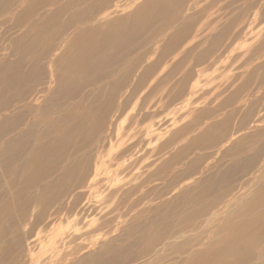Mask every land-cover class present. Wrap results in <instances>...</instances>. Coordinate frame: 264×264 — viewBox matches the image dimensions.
<instances>
[{"label":"rangeland","instance_id":"obj_1","mask_svg":"<svg viewBox=\"0 0 264 264\" xmlns=\"http://www.w3.org/2000/svg\"><path fill=\"white\" fill-rule=\"evenodd\" d=\"M52 1L50 0L48 4ZM70 1L55 0L51 3L59 2V5L54 8L67 5L63 9L65 13L60 15L67 21L71 20L65 23L68 25L66 29L71 30L73 25L81 22L89 27L87 29L97 27L107 14L106 12L97 13L95 18L88 20L92 18V14L86 13L88 18H84L79 13H72L75 5L68 7ZM88 1L79 4L77 9L79 11L87 9L94 3L92 0ZM95 1L97 3V0ZM143 1L145 0H113L111 10H117L118 13L114 15L123 16L130 21L134 17L130 12H133L132 10ZM249 1H252L250 2L252 4L247 11L243 7ZM168 2L169 0L150 2L148 8L154 15L152 17L156 18L152 24L158 23V27L154 29L156 35L151 38L160 40L161 45L169 40V37H175L177 39L174 38L175 46L173 45L172 48L176 49L161 62L153 74L143 79L145 67L159 56L160 48L156 51V45L152 44L150 50L154 49L156 53H150V61L147 55H144L136 71L130 76L126 75L127 82L116 93L117 96L113 97L110 107H114L109 111L108 116L102 117L99 126H93L92 122L88 123L95 128L91 130V136L86 142L82 141L84 136L82 139L74 138L69 142L68 152L63 157L65 159L57 157L53 163L51 171L54 172L57 169V173L45 182L39 181L38 187L28 189L29 197L35 196V201L27 205V217L24 218L27 221H21V218L15 222L22 224L18 229L20 234L29 238L24 243L26 251L35 246L39 247L41 242L46 246L47 238H50L51 234L57 235V244L67 233V227L72 228L71 232H73L77 224H80V228H84L86 224L98 219L104 223L103 230L101 229L103 234L109 233L104 239H111L126 229L135 215L140 217L139 221H153V215L155 216L161 210L169 212L175 200L183 202L179 204L181 208L179 207L178 218L173 217L168 220L173 223L172 225L176 222L186 225V222L192 218L189 213L199 210L203 204L209 205L210 210L215 209L214 207L220 210L229 207L230 203H234V200L238 198H244L243 201L246 202L254 196V199L258 201L255 200L256 206L264 207V190H262L264 182V77L262 75L264 71L261 74L260 70L256 77L253 76L255 79L243 87L239 80L242 75L248 74V71L264 66V50L260 55L252 58L251 62L244 64L247 60L245 58L258 52V45L264 41V0H170L169 4ZM134 3L136 5L131 7ZM194 3L195 6H193ZM11 5L13 6V3ZM114 5H118V8L113 7ZM25 6L26 1L19 0L10 11L2 13L4 18H1L0 22H8L5 28H10L15 23L14 17H17ZM41 8L46 9L38 13ZM54 8H50L43 0L42 6L35 9L33 13L27 14L19 23L20 27L25 25L22 31L33 29L29 22L34 15V18L38 16L39 21L47 10L49 13V10ZM227 19H229L228 25H223ZM215 23H218L219 29L213 32ZM226 26L227 29L224 30ZM56 28L52 35L47 33L49 38L43 41L44 43L38 48L39 51H36L34 58L36 63L50 62L57 48H60L63 38L62 27L58 24ZM222 30L225 32H221ZM210 32L219 38L215 56L211 59L202 57L201 60L190 58L191 54L195 57L198 50L202 51L214 45ZM150 33L153 34V31ZM162 33L166 34L163 40H161ZM16 34L6 33V38L3 37L0 40V55L3 54V50H7L12 45L14 38H17L15 36H18ZM33 35L30 34V36ZM182 48H186V53L184 52L182 57H176L178 51L183 50ZM53 49L56 51L48 58V54ZM11 52L9 50V53ZM65 53H67L66 56ZM64 54H62L63 60L69 58V49L66 48ZM123 70L117 75L108 76L96 87H94L95 84L90 85L73 103L84 104L86 107L93 102L100 103L107 98L113 86L124 75ZM47 82L44 88H47ZM238 86L242 88L234 97L236 104L231 107L229 103L232 102L229 101L233 99ZM47 91L44 95L48 94ZM255 103L257 107L250 111V105ZM4 105L6 102L0 100V107ZM69 105H71L70 102ZM15 110V108L10 110L7 115ZM28 120L30 125L33 117ZM79 143H82V146L78 147ZM87 146L89 149H86ZM250 158L254 160H249ZM247 160L250 161L249 164H246ZM241 162L243 165L240 166V170L242 169L243 174L232 186L210 187L213 181L214 183L218 181L227 168ZM69 165L72 168L71 171L67 170ZM51 174L52 172L48 173L46 178ZM83 177L86 178L82 181ZM62 179L70 181L65 187L68 188V192L63 200H58L53 205L40 204L39 201L42 199L39 195L42 190ZM17 184L19 187L21 182ZM134 189L135 192L132 193ZM208 189L214 192L206 195ZM194 199L197 200L194 201ZM74 200L77 207L73 209L71 202ZM243 201H239L238 207L244 203ZM189 206L190 209H188ZM36 210L38 212L34 218ZM138 212L143 213L137 214ZM37 218L42 220L35 224ZM202 221L204 222V219H198L191 228H198ZM130 223H134V220ZM191 223L185 227L190 228ZM15 231L17 230L12 228L3 241H11L16 235ZM155 236L160 238L158 230L151 229L143 243V251L148 249L151 242H156ZM130 238L127 239L126 244L132 240ZM102 242L103 239L96 246L89 243L88 249L83 253L94 251ZM143 251L140 252L141 257L145 256ZM40 252L38 251V254ZM149 252L151 251L145 254L148 255ZM12 259H17L18 262L22 260V264H30L29 251L21 259H18V252H16ZM149 259L151 256L145 260ZM44 261L45 259H40V262Z\"/></svg>","mask_w":264,"mask_h":264},{"label":"bare ground","instance_id":"obj_2","mask_svg":"<svg viewBox=\"0 0 264 264\" xmlns=\"http://www.w3.org/2000/svg\"><path fill=\"white\" fill-rule=\"evenodd\" d=\"M49 1L45 0L50 8L59 5V2L51 4L55 0L48 4ZM86 1L71 0L68 7L75 5L72 13H79L84 18H88L87 14L91 13L92 18H88V20L95 18L98 15L97 13L106 12V16L98 23L97 27L90 29H87L89 27H86L87 25L82 22L73 25L71 30L66 29L68 25H64L60 48L55 47V49H58V53L56 54L57 51L53 49L47 57H51L53 52L56 51L55 55L50 62H45V64H42L44 61L39 63L34 61L36 51H39L38 48L44 43L43 41L49 38L47 33L52 35L53 31L57 30L56 26L62 19L60 15L65 13L63 9L67 6L66 4L60 8L49 10L50 16H48L47 10L39 19L40 22L37 19L38 16L33 18L35 21L30 18L29 25L32 24L37 32L29 38L27 35L28 30L22 31L25 25L20 27L19 23L27 14L32 13L40 4H43V0H27L24 10L21 9L23 13H18L17 17H14L15 23L10 28H5L8 24L7 21L0 22V40L5 37L6 33H12L13 35L17 33L16 35H18L15 36L17 38H14L12 45L7 50H3V54L0 55V100L6 102V105L0 107V264H22V260L18 262L17 259L12 258L18 252V259H21L22 256H26L28 251L30 264H264V207L258 208L256 206L258 201L254 199V196L246 202L243 201L244 198H238L234 200V203H230L229 207L220 210H216V207L210 210L209 205H204V202H197L204 206L202 205L199 210L189 213L192 218L186 223L189 225L192 221L190 228L185 227L187 226L185 223L176 222L175 225H172L173 223L168 221L173 217L178 218L180 213L179 204L183 201L175 200L172 203L173 205L171 204L172 209L169 212L161 210L155 216L153 215V221H139L140 217L135 215L130 220H134V223L129 221L126 229L111 239H104L109 233L103 234L102 225L104 226V223L100 222L101 219H98L86 224L84 228H80V224H77L73 232H71L72 228L68 229L67 227V233L62 241L57 244V235L51 234L50 238H47L48 244L46 246L41 242L39 247L35 246L28 251L24 249V243L29 238L20 234L18 229L22 224L19 225L15 222L21 218V221L26 220L24 218L28 212L27 205L35 201V196L29 197V190L38 187L39 181L43 180L45 182L57 173L56 168L54 172L51 171L53 163L57 157L63 158L66 156L69 142L74 138L75 140L76 138L82 139L83 136L82 141L86 142L87 138L91 136V130L95 128L93 126H99L102 117L106 118L108 116L107 114L114 107H110L113 97L117 96L116 93L127 82L128 77L126 75L130 76L136 71V68L144 59V55H147L150 61V53H156L154 49L150 50L152 44L156 45V48L154 47L156 51L160 48L159 56L145 67L142 74L143 79L153 74L156 68L161 65V62L176 49L172 48L175 39H177L175 37V39L169 37V40L161 45L160 40L151 38L156 35L154 29L158 27V23L152 24L156 18L152 17L154 15L148 8L153 0H145L136 6L132 10L133 12H130L134 16L130 21L124 19L123 16L114 15L118 11L111 10L113 0H97V3L92 0L94 3L89 5L87 9L79 11L77 7ZM250 2L252 1H249L243 7L247 11H249L252 4ZM11 3L14 6L16 0H0V19L4 18L2 13H7L13 7ZM131 5V7H134L136 3ZM193 6H195V3ZM113 7L118 8V5ZM44 9L46 8H41L38 13ZM156 13H159V11H156ZM122 19L124 21H121ZM228 21L229 19L223 25H228ZM42 22H44L45 27H40ZM215 25H213V32L219 29L218 23H215ZM226 29L227 26L224 27V30ZM152 31L153 34L150 33ZM221 32L224 33L225 31L222 30ZM212 34L210 32L214 45L208 46L210 48L202 51L200 49L198 53L194 52V54L196 53L195 57L191 54L190 58L201 60L202 57L211 59L215 56L214 52L218 47L217 40L219 38ZM161 35V40H163L166 34L162 33ZM209 39L205 40L208 41ZM69 42L71 43L69 44ZM66 48L69 49V58L63 60L62 54H64ZM182 49L178 51L176 57H182L183 53H186V48ZM9 50L12 52L9 53ZM257 50L258 52H255L254 55L245 58L247 60L244 64L251 62L252 58L262 53L264 41H261ZM64 55L66 56L67 53ZM258 68L261 67L258 66ZM113 70L114 73H112ZM122 70L124 75L113 86L112 92L106 96V99L96 104L93 102L87 107L84 104L73 103L90 85L95 84L94 87H96L108 76L117 75ZM259 71L260 69L254 68L248 71V74L242 75L239 79L242 87L253 81L255 79L253 76L256 77ZM46 81H48V86L44 88ZM242 87L238 86V91L235 90L234 100L229 101L232 102L229 105L236 104L234 97L240 93ZM46 91L48 94L44 95ZM69 102L71 105L68 106ZM256 107V103L251 104L249 110L253 111ZM14 108L16 109L15 112L7 115ZM30 117H33V120L29 125L28 119ZM90 122L94 125L91 123L93 126H89L88 123ZM22 127L25 128V131L24 128L21 129ZM19 129L21 130L16 133ZM79 144L78 147L82 146V143ZM86 149H89V146ZM251 160L254 159L251 158ZM83 168H85L84 165ZM70 169L72 168L69 165L67 170ZM50 172L52 174L46 178ZM77 173H79L78 170ZM84 178L86 177H83L82 181ZM8 179L11 180L8 181ZM77 179L79 180V178ZM20 182L21 184L18 187L17 183ZM68 182L70 181L62 179L45 187L39 195L42 199L39 203L53 205L58 200H63L68 192V188H65L68 186ZM262 188L264 190V182ZM131 192H135V189ZM199 193L202 192L199 191ZM206 195L210 194L206 193ZM239 201L244 202L240 207H238ZM74 202L76 200L71 202L72 208L76 206ZM20 204L21 206H18ZM188 204L190 205L189 201ZM188 209H190V206ZM183 210L187 209L183 208ZM158 211L160 210L158 209ZM37 212V210L34 211V218ZM140 213L143 212L137 214ZM198 219H204V222L202 221L199 226L196 224L198 226L197 230L191 228ZM41 220L42 218H37L34 223H40ZM12 228L17 230L15 231L16 235L11 241H3L8 237ZM151 229L158 230L160 238L155 236L156 242H151L148 249L143 251V243ZM163 235L168 236L164 238ZM128 238L132 240L126 244ZM101 239H103V242L98 246L99 248L90 253H83L88 249L89 243L96 246ZM261 248L262 250H260ZM259 250L260 252L256 254ZM38 251H41L40 254H38ZM142 251L145 255L143 257L140 255ZM147 251L151 252L146 255L145 252ZM172 254L178 256L173 257ZM149 256H151V259L145 260ZM53 257L56 259L54 260ZM42 258L45 259L43 263L40 262ZM10 260L11 262H9Z\"/></svg>","mask_w":264,"mask_h":264},{"label":"crops","instance_id":"obj_3","mask_svg":"<svg viewBox=\"0 0 264 264\" xmlns=\"http://www.w3.org/2000/svg\"><path fill=\"white\" fill-rule=\"evenodd\" d=\"M17 1H19V0H16V2ZM20 1H23V0H20ZM25 1H27V0H25ZM40 6H42V4H40ZM62 6V5H61ZM60 6V7H61ZM60 7H58V8H60ZM57 9V8H56ZM35 11V10H34ZM33 11V12H34ZM22 12V11H21ZM21 12H19V13H21ZM32 12V13H33ZM26 15V14H25ZM44 15V14H43ZM27 16V15H26ZM25 16V17H26ZM35 16V15H34ZM34 16H33V18H34ZM48 16H50V13L48 14ZM47 15H46V17H48ZM72 16V15H71ZM73 18V17H72ZM69 21V20H68ZM67 20H65V19H63V17H62V19H61V22L60 23H58L61 27H62V30H63V28H64V25H66L65 23L66 22H68ZM40 22V21H39ZM39 26V25H38ZM40 27H45V25H44V22H42L41 24H40ZM36 32H37V30H36V28L35 27H33V29L32 30H29L27 33V35H28V38L29 37H32V36H30V34H36ZM33 35V36H34ZM264 64V63H263ZM260 70H261V74L263 73V71H264V66H262L261 68H260ZM49 96V95H48ZM231 107H233L234 105H230ZM221 112H224V111H221ZM220 112V113H221ZM195 122H196V120H195ZM213 138V137H212ZM211 138V139H212ZM249 160H251V158L249 159ZM246 162V164H249V162L250 161H245ZM248 162V163H247ZM235 165V166H234ZM243 164H242V162L241 163H239V164H233L230 168H227L222 174H223V177H222V175H221V177L218 179V181H216L215 183H214V181L211 183V185H210V187L211 188H217V187H219V186H226V187H230V186H232L233 184H234V182H236V180L238 179V177L241 175V174H243V173H241L242 172V169L240 170V166H242ZM209 191H208V193H213L214 191L212 190V192H211V190L210 189H208Z\"/></svg>","mask_w":264,"mask_h":264}]
</instances>
